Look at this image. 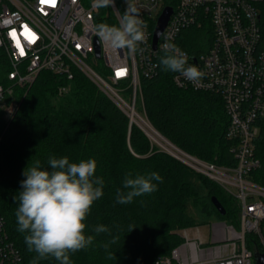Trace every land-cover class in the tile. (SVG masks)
<instances>
[{
	"label": "trees",
	"instance_id": "obj_1",
	"mask_svg": "<svg viewBox=\"0 0 264 264\" xmlns=\"http://www.w3.org/2000/svg\"><path fill=\"white\" fill-rule=\"evenodd\" d=\"M264 41V25H263ZM184 48L192 53L202 31L185 32ZM11 66L0 46V83L8 81ZM174 72L142 77L144 108L151 125L167 140L188 154L218 165H236L227 138L229 116L222 96L213 92L178 87ZM67 90L60 93V87ZM18 107L10 122L0 108V212L7 230L22 255V264L35 257L25 244L26 233L17 231L23 171L36 160L49 167L50 157H68L70 162L95 159V175L105 181L104 195L96 200L85 223L86 234L95 236L85 250L70 254L72 264H154L157 256L169 254L183 241L180 230L222 220L238 224L240 203L215 180L152 142L142 127L130 124L129 116L82 72L72 80L42 71L28 86L17 87ZM255 154L260 169L250 178L264 186V119L260 121ZM157 172L163 178L158 190L116 203L126 173ZM217 197L226 209L221 214L212 202ZM111 232L96 235L95 225ZM264 231V221L262 222ZM115 240V243H111ZM247 245L261 253L258 237L246 235ZM105 244H109L106 251ZM38 264H59L49 257Z\"/></svg>",
	"mask_w": 264,
	"mask_h": 264
},
{
	"label": "built area",
	"instance_id": "obj_2",
	"mask_svg": "<svg viewBox=\"0 0 264 264\" xmlns=\"http://www.w3.org/2000/svg\"><path fill=\"white\" fill-rule=\"evenodd\" d=\"M93 0H0V46L11 69L8 81L0 83V107L13 117L19 103L17 87L34 82L40 72L50 71L72 80L76 72L90 78L129 116L130 124L144 128L147 121L137 110L142 77L160 72L163 45L174 43L203 73L198 83L174 73L178 87L213 92L222 96L229 125L226 136L233 141L236 165H218L191 157L196 170L215 180L240 203L238 224L216 220L210 223L208 240L180 231L183 241L169 254L157 256L154 264H255V252L246 235L258 237L264 252V186L250 178L262 166L254 140L264 119V0H131L147 28L146 41L129 55L102 45L95 36L99 23L118 25L126 9L125 0L114 8L96 9ZM172 14L154 44V32L163 11ZM202 31L192 53L184 48L185 32ZM97 43L100 56L96 55ZM123 70V75L118 73ZM67 90L60 87V93ZM130 92V100L124 92ZM0 264H22V255L11 238L0 212Z\"/></svg>",
	"mask_w": 264,
	"mask_h": 264
},
{
	"label": "clouds",
	"instance_id": "obj_3",
	"mask_svg": "<svg viewBox=\"0 0 264 264\" xmlns=\"http://www.w3.org/2000/svg\"><path fill=\"white\" fill-rule=\"evenodd\" d=\"M126 9L119 18L118 25L99 23L94 26L95 36L99 42L115 51L127 50L134 55L146 41L147 25L140 18V11L125 0ZM96 9L114 8L115 0H93ZM164 55L159 63L165 71L181 74L188 81L198 83L203 73L194 64H189V57L174 43L163 45ZM49 167L42 168L36 160L28 166L20 182L18 207L15 212L17 231L26 233L25 244L29 252L36 255L30 264L54 258L59 264H72L70 254L85 250L95 240V236L87 235L85 223L94 202L104 195L105 181L102 176L95 175L97 162L95 159L70 162L68 157L48 160ZM163 178L157 172L136 174L129 172L123 179L122 191H116V203L130 204L134 198L152 194L158 190V183ZM92 231L99 235L111 230L105 225H95ZM111 243H115L112 240ZM105 250L109 244L104 245Z\"/></svg>",
	"mask_w": 264,
	"mask_h": 264
},
{
	"label": "water",
	"instance_id": "obj_4",
	"mask_svg": "<svg viewBox=\"0 0 264 264\" xmlns=\"http://www.w3.org/2000/svg\"><path fill=\"white\" fill-rule=\"evenodd\" d=\"M172 14V9L170 7H167L162 15L160 16L159 20H158V24L156 26V29H155V32H154V44L156 45L157 43V40L159 39L160 35L162 34L167 22H168V19L170 17V15ZM96 55L99 57L100 56V48H99V44L97 43V47H96ZM144 131L147 133V135L149 134L147 132V130L145 129V127L143 128ZM156 130V129H155ZM156 132L161 135V137L165 140H167L159 131L156 130ZM169 141V140H167ZM170 142V141H169ZM171 143V142H170ZM172 144V143H171ZM174 145V144H172ZM174 147H176L174 145ZM176 149H178L180 152L184 153L183 151H181L178 147H176ZM169 153L173 154L174 156H176L177 158L181 159L183 162L191 165L187 160L183 159L176 151H171V150H168ZM185 155H187L189 157V154H186L184 153ZM212 202L213 204L215 205V207L217 208V210L221 213V214H225L226 212V209L225 207L223 206V204L221 203V201L213 196L212 197ZM255 264H264V252L262 253H256L255 254Z\"/></svg>",
	"mask_w": 264,
	"mask_h": 264
},
{
	"label": "rangeland",
	"instance_id": "obj_5",
	"mask_svg": "<svg viewBox=\"0 0 264 264\" xmlns=\"http://www.w3.org/2000/svg\"><path fill=\"white\" fill-rule=\"evenodd\" d=\"M125 96L130 100V92L129 91H125L124 92ZM136 107H137V110L139 111V113L142 115V116H145V111H144V108H143V100H142V97L141 95L138 96V100H137V104H136ZM1 108V107H0ZM4 112V116L5 118L7 119L8 122L11 121V117L7 118L6 117V112L3 108H1ZM147 116V114H146ZM147 121L148 123H150L148 117H147ZM151 124V123H150ZM153 127V126H152ZM154 128V127H153ZM145 129L147 130V132L149 133L150 131H148L147 127L145 126ZM148 137L150 138V140L156 144H158L161 148L165 149L166 151L168 150H173V151H176L183 159L187 160L190 164L191 162L193 161L191 157H196L194 155H191L189 154V157L187 155H185L184 153L188 154L187 152L183 151L182 149H180L181 151H183L184 153L178 151L177 149L173 148L172 145H170L169 143H167V141H165L164 139H162L159 135H151L150 133L148 134ZM213 221H216L215 219L214 220H211L209 223L207 224H203V225H200L202 231L204 233H206L207 235L209 234L211 228H210V223L213 222ZM231 223V222H229ZM181 231V230H180ZM191 233V232H190Z\"/></svg>",
	"mask_w": 264,
	"mask_h": 264
},
{
	"label": "crops",
	"instance_id": "obj_6",
	"mask_svg": "<svg viewBox=\"0 0 264 264\" xmlns=\"http://www.w3.org/2000/svg\"><path fill=\"white\" fill-rule=\"evenodd\" d=\"M187 230H188V234L191 237H199L200 239H202L204 241L208 240V235L202 231L200 226L189 227V228H187Z\"/></svg>",
	"mask_w": 264,
	"mask_h": 264
},
{
	"label": "bare ground",
	"instance_id": "obj_7",
	"mask_svg": "<svg viewBox=\"0 0 264 264\" xmlns=\"http://www.w3.org/2000/svg\"><path fill=\"white\" fill-rule=\"evenodd\" d=\"M146 127H147V129H148V131H150L149 133L151 134V135H159L157 132H156V130H155V128H153L152 127V125L150 124V123H146V125H145ZM160 137H161V135H159ZM162 138V137H161ZM163 139V138H162ZM165 140V139H164ZM165 141H167V140H165ZM167 143H169L170 145H172L169 141H167ZM173 146V148H175L176 149V147H174V145H172ZM178 150V149H177ZM171 151H173V150H171ZM179 151V150H178Z\"/></svg>",
	"mask_w": 264,
	"mask_h": 264
},
{
	"label": "snow or ice",
	"instance_id": "obj_8",
	"mask_svg": "<svg viewBox=\"0 0 264 264\" xmlns=\"http://www.w3.org/2000/svg\"><path fill=\"white\" fill-rule=\"evenodd\" d=\"M119 75H123V70H121V72L120 73H118Z\"/></svg>",
	"mask_w": 264,
	"mask_h": 264
}]
</instances>
